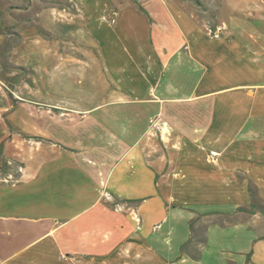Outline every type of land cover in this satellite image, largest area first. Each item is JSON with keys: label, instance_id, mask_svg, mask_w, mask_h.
I'll list each match as a JSON object with an SVG mask.
<instances>
[{"label": "crops", "instance_id": "obj_1", "mask_svg": "<svg viewBox=\"0 0 264 264\" xmlns=\"http://www.w3.org/2000/svg\"><path fill=\"white\" fill-rule=\"evenodd\" d=\"M74 1L0 0V264H264V0Z\"/></svg>", "mask_w": 264, "mask_h": 264}, {"label": "rangeland", "instance_id": "obj_2", "mask_svg": "<svg viewBox=\"0 0 264 264\" xmlns=\"http://www.w3.org/2000/svg\"><path fill=\"white\" fill-rule=\"evenodd\" d=\"M27 4L31 8L30 11H16V13L12 14V22L15 23H8L5 26V37L12 38L15 42L18 43H21L24 38L33 39V37L38 36H52V34L45 31L41 26V10L43 7H58V5H61L67 7V11L73 13L74 6H76L74 0H28ZM69 8H71V10ZM55 16H58V14L55 13ZM18 50L19 54L25 52L24 49L18 48ZM5 65L8 67H12L16 72H18L20 76L26 74V72L31 71V68L22 63H18L16 65L7 63ZM60 81V78L56 79L57 84ZM88 85V83L84 82V84H82V87L86 88ZM65 86L67 89L75 90L76 87L79 88L81 85L78 83V78L72 75L70 76V78H66ZM15 95L18 100L25 99L21 94H17L16 92Z\"/></svg>", "mask_w": 264, "mask_h": 264}, {"label": "built area", "instance_id": "obj_3", "mask_svg": "<svg viewBox=\"0 0 264 264\" xmlns=\"http://www.w3.org/2000/svg\"><path fill=\"white\" fill-rule=\"evenodd\" d=\"M0 180L4 181V182H6V183H10V182L14 183V182H16L18 179L14 176V174H12V173H8V174H6V175H2V174H0ZM116 207H117L118 209H120V208L123 207V205H121V204H117Z\"/></svg>", "mask_w": 264, "mask_h": 264}]
</instances>
